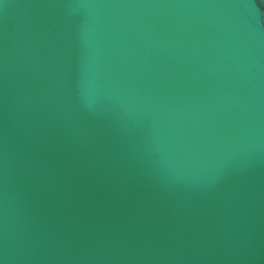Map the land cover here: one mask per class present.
I'll return each mask as SVG.
<instances>
[{
	"label": "water",
	"instance_id": "water-1",
	"mask_svg": "<svg viewBox=\"0 0 264 264\" xmlns=\"http://www.w3.org/2000/svg\"><path fill=\"white\" fill-rule=\"evenodd\" d=\"M0 264H264V0H0Z\"/></svg>",
	"mask_w": 264,
	"mask_h": 264
}]
</instances>
